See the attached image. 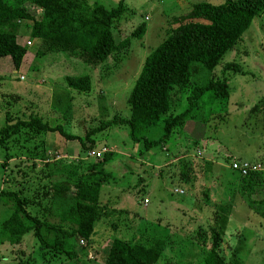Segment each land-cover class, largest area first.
I'll use <instances>...</instances> for the list:
<instances>
[{
    "label": "rangeland",
    "instance_id": "obj_1",
    "mask_svg": "<svg viewBox=\"0 0 264 264\" xmlns=\"http://www.w3.org/2000/svg\"><path fill=\"white\" fill-rule=\"evenodd\" d=\"M88 1L107 8L118 2ZM201 1L219 4L224 0H125L126 11L114 33L128 35L141 23L145 32L141 38L131 37L130 46L119 52L117 59L112 55L96 66L75 54L38 52L40 41L30 35L31 22L21 21L17 41L27 48L21 67L15 70L9 58H0V128L6 118L15 122L37 115L51 126L62 125L65 132L83 137L115 116L128 117V96L146 55L176 26L174 18L186 15L193 3ZM24 4L39 18L37 8ZM196 68L192 81L203 83L205 73ZM85 74L91 77L90 91L66 85L65 76ZM211 75L228 78L229 97L214 100L200 141H195L199 133L196 127L191 131L174 129L161 149L141 159L135 155L137 146L125 127L112 125L94 135V148L114 152L105 169L114 173L115 181L103 184L102 200H109L112 206L105 208L108 212L95 224L87 256L90 264L104 261L115 237L132 243L164 239L157 264H202L212 249L215 232L217 250L228 263L264 264V218L256 212L258 204L251 202L261 197L241 196L237 190L240 176L228 168L233 160L264 167V13L253 19L242 40L225 53ZM187 95L174 93V112L185 107ZM42 141L48 146L46 150L62 155L64 164L92 159L89 153L82 157L77 140H67L58 132L34 134L22 129L0 145L3 190L18 180L50 182L45 175L52 172V166L45 165L38 155L36 161L28 157L37 147L40 153ZM35 188L25 194L30 195ZM9 204L5 196L0 197V222L9 213ZM21 243L20 247L15 244L14 250L1 249L0 262L24 264L31 258L30 264H45L37 256L31 232ZM51 264L73 263L61 257Z\"/></svg>",
    "mask_w": 264,
    "mask_h": 264
},
{
    "label": "trees",
    "instance_id": "obj_2",
    "mask_svg": "<svg viewBox=\"0 0 264 264\" xmlns=\"http://www.w3.org/2000/svg\"><path fill=\"white\" fill-rule=\"evenodd\" d=\"M25 2L38 9L39 18ZM25 2L0 0V58H9L15 70L21 67L27 52V48L17 41L21 21L31 22L30 35L40 41L38 52L75 54L94 66L106 62L112 55L117 59L116 55L130 46V38H141L146 29L141 23L128 35L114 33L113 28L126 11L125 0H118L111 8L88 0ZM260 13H264V0L193 3L186 15L174 18L176 26L146 55L128 96V117L115 116L86 131L83 137L65 132L62 125L51 126L37 115L15 122L6 118L5 125L0 128V145L22 129L34 134L58 132L67 140H77L84 157L97 150L94 135L112 125L127 129L131 142L137 146L135 155L141 159L151 156L150 151L161 149L174 129L191 131L196 127L199 133L195 141H200L214 100L226 101L229 97L228 78L216 79L211 72L225 53L242 40ZM196 67L205 73L203 83L192 81ZM64 80L70 89L91 90L88 74L67 75ZM176 92H188L186 105L179 112L173 110ZM41 146L40 153L37 147L28 157L36 161L38 155L45 165L52 166V172L45 175L50 182L18 180L13 181L10 189L0 187V197L5 196L10 203L9 213L0 222V240L19 244L24 235L31 232L36 240L37 256L45 264L61 257L73 264H90L87 256L92 247L95 224L108 212L105 208L112 206L109 200L104 203L102 196L103 184L115 181L114 173L105 169L114 158V152L108 150L100 156L90 155L92 159L88 161L80 158L64 164L62 155L46 150L48 146L43 141ZM55 148L57 146L52 149ZM150 160L147 158L146 161ZM34 166L32 162L31 167ZM229 169L240 176L237 190L241 196L247 199L253 195L261 197L251 202L258 204L256 212L264 218V169L249 171L246 175ZM32 186L37 188L26 195ZM214 236L212 249L202 264H230L217 250L216 232ZM164 247L165 241L161 238L132 243L115 237L106 250L104 264H157ZM27 260L24 264H30L31 258Z\"/></svg>",
    "mask_w": 264,
    "mask_h": 264
},
{
    "label": "built area",
    "instance_id": "obj_3",
    "mask_svg": "<svg viewBox=\"0 0 264 264\" xmlns=\"http://www.w3.org/2000/svg\"><path fill=\"white\" fill-rule=\"evenodd\" d=\"M103 152H106V149H101L97 151H90V155L92 156H100ZM229 168L236 170L241 175H246L249 171H258L264 169L263 166H261L258 163H250V162H243V161H231V163L228 165ZM148 199L144 200V206L147 205Z\"/></svg>",
    "mask_w": 264,
    "mask_h": 264
},
{
    "label": "crops",
    "instance_id": "obj_4",
    "mask_svg": "<svg viewBox=\"0 0 264 264\" xmlns=\"http://www.w3.org/2000/svg\"><path fill=\"white\" fill-rule=\"evenodd\" d=\"M58 149H59V148H55L56 151H59ZM23 238H24V237H23ZM23 238H22V241H23ZM22 241H21V242H22ZM1 244H2V247L0 248V250L3 249V248H5V247H10L11 250H12V249L14 250V249H16V247H18V246L21 245L22 243H19L16 247H15V244H14V245H11V244H8V243H2V242H1ZM6 245H7V246H6ZM31 246H32V245H31ZM19 247H20V246H19ZM32 248H33V246H32ZM20 249H22V248H20ZM21 251H22V250H21ZM21 251H19V252H20L21 255H23V252L21 253ZM88 252H89V251H88ZM1 255H2V254H1ZM27 257H29V256H27ZM9 263H10V261H9ZM0 264H7V262H0ZM101 264H104V261H103Z\"/></svg>",
    "mask_w": 264,
    "mask_h": 264
}]
</instances>
